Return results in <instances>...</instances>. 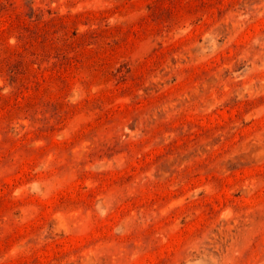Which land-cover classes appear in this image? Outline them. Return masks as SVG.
Here are the masks:
<instances>
[{"label": "rangeland", "instance_id": "rangeland-1", "mask_svg": "<svg viewBox=\"0 0 264 264\" xmlns=\"http://www.w3.org/2000/svg\"><path fill=\"white\" fill-rule=\"evenodd\" d=\"M0 264H264V0H0Z\"/></svg>", "mask_w": 264, "mask_h": 264}]
</instances>
